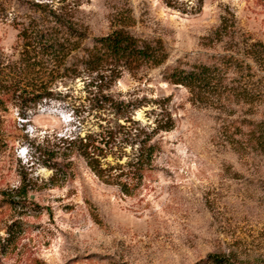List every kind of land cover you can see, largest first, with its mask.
<instances>
[{"label": "rangeland", "instance_id": "1", "mask_svg": "<svg viewBox=\"0 0 264 264\" xmlns=\"http://www.w3.org/2000/svg\"><path fill=\"white\" fill-rule=\"evenodd\" d=\"M178 7L0 0V264H264V0ZM115 29L166 59L102 82L82 61ZM107 130L116 185L79 152Z\"/></svg>", "mask_w": 264, "mask_h": 264}, {"label": "trees", "instance_id": "2", "mask_svg": "<svg viewBox=\"0 0 264 264\" xmlns=\"http://www.w3.org/2000/svg\"><path fill=\"white\" fill-rule=\"evenodd\" d=\"M166 6L174 9H179V0H162ZM25 46H28L27 43ZM74 50H78V45ZM85 58L82 61L84 69L90 73L95 74L102 82L104 80H116L119 78L123 69L133 71L139 69L143 65L159 66L166 59V55L160 42L150 43L136 39L122 29H115L107 36L97 38L94 40L93 47L85 51ZM200 67L192 71H176L171 75L173 84L182 85L186 87L190 94H200L201 75L207 72L208 69ZM196 92V93H195ZM1 104V101H0ZM118 110L121 111V104H118ZM174 127L172 121H167L164 125H159L158 130L170 131ZM135 137H139L135 135ZM140 138V137H139ZM149 135L139 141V149L129 163L134 172L141 173L147 166L150 165L152 154L154 153V146L149 145ZM115 141V134L112 130L105 131L98 139H88L82 144L79 149L81 157L85 160L87 166L92 172L104 183L116 185L117 176L113 171L115 168L108 166L103 160L110 155L115 157L113 145ZM73 144L74 142H69ZM98 144V145H97ZM116 148V147H115ZM104 165H107L103 168ZM141 176V174H140ZM127 192V189H121ZM210 258L216 263H222L224 257L212 255Z\"/></svg>", "mask_w": 264, "mask_h": 264}]
</instances>
